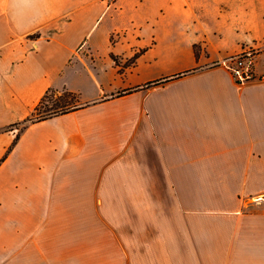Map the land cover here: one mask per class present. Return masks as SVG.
<instances>
[{"label":"crops","instance_id":"0c3cea01","mask_svg":"<svg viewBox=\"0 0 264 264\" xmlns=\"http://www.w3.org/2000/svg\"><path fill=\"white\" fill-rule=\"evenodd\" d=\"M259 43L264 0H0V264H264Z\"/></svg>","mask_w":264,"mask_h":264},{"label":"trees","instance_id":"16d2710c","mask_svg":"<svg viewBox=\"0 0 264 264\" xmlns=\"http://www.w3.org/2000/svg\"><path fill=\"white\" fill-rule=\"evenodd\" d=\"M195 55L197 56V52L195 53ZM159 83L160 81L149 82L144 86V88H148ZM57 93H60V95L57 96L59 98H56V100L50 106H44L45 102L51 98V95H55ZM81 108V106H78V96L76 94L67 90L57 91L49 89L40 99L39 103L36 105L31 115L26 118L22 123H20V130H23L29 124L41 122L58 115L76 111ZM18 138L19 133L16 135L12 145L16 144Z\"/></svg>","mask_w":264,"mask_h":264},{"label":"rangeland","instance_id":"374dc122","mask_svg":"<svg viewBox=\"0 0 264 264\" xmlns=\"http://www.w3.org/2000/svg\"><path fill=\"white\" fill-rule=\"evenodd\" d=\"M119 24H120V20L116 19L115 17H113L112 19H109V17L106 16L105 20L103 21V26H104L105 29L119 26ZM117 36H119V34H117V33L111 35L110 40H111L112 43H114L117 40ZM248 48L249 49H252V48L258 49V52H256V58H255L254 62L257 61L258 58H262V54L264 52L263 44H261V43L254 44V45L246 47L244 49H248ZM96 49H97V51H99V53H102L106 49V43L104 42V40H101L99 42V44L97 45ZM263 68H264V60L262 58L259 61L258 69L262 70ZM258 76H260V75H258ZM74 86L80 90L81 98L82 97L83 98H91V97H93L95 95V92H94L91 84L89 83L87 77H85V76H83L81 79H79L76 82V84H74ZM59 95H60V93H57L55 95L54 94L51 95V98L48 101L45 102L44 106L45 105L46 106H50L56 100V98L57 99L59 98V97H57Z\"/></svg>","mask_w":264,"mask_h":264},{"label":"built area","instance_id":"2783aa9c","mask_svg":"<svg viewBox=\"0 0 264 264\" xmlns=\"http://www.w3.org/2000/svg\"><path fill=\"white\" fill-rule=\"evenodd\" d=\"M258 49H243L238 54L222 62V65L230 72L238 83L251 80L255 77L254 60ZM255 54V55H254Z\"/></svg>","mask_w":264,"mask_h":264}]
</instances>
